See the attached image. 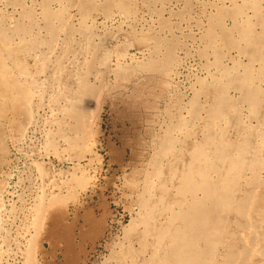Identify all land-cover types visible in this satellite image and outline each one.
<instances>
[{
	"label": "rangeland",
	"instance_id": "obj_1",
	"mask_svg": "<svg viewBox=\"0 0 264 264\" xmlns=\"http://www.w3.org/2000/svg\"><path fill=\"white\" fill-rule=\"evenodd\" d=\"M0 264H264V0H0Z\"/></svg>",
	"mask_w": 264,
	"mask_h": 264
}]
</instances>
